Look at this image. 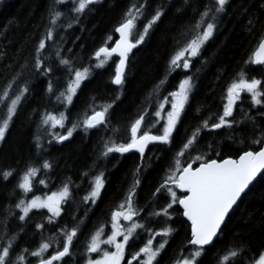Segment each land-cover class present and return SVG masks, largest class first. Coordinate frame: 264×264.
I'll return each mask as SVG.
<instances>
[{
  "label": "snow or ice",
  "instance_id": "1",
  "mask_svg": "<svg viewBox=\"0 0 264 264\" xmlns=\"http://www.w3.org/2000/svg\"><path fill=\"white\" fill-rule=\"evenodd\" d=\"M151 2L130 3L99 46L76 53L65 47V33L73 25L83 31L82 21L104 7L106 0H53L45 28L35 37L30 66L25 60L0 85V152L6 148L16 152L14 164L0 167V187L12 184L0 202V264H161L167 246L181 232L183 241L170 264H205L204 258L228 227L231 214L258 184L264 185V35L226 81L219 110L202 118L173 150L196 88L193 61L207 63L201 59L204 50L225 27L227 17L249 34L257 24L264 31V0H236L232 11L233 0H200L198 6L182 0L186 8L177 7L176 12L190 10L192 18L173 37L175 46L153 91L121 127L118 121L113 123V113L122 101L134 50L148 43L166 15L164 4L152 7ZM80 39L72 40L73 45ZM7 55L0 51V61ZM110 64L114 69L109 79L89 97L83 113L70 120L68 112L79 92L97 70ZM177 70L183 77L174 90L167 91L168 78ZM37 86L46 103L26 110ZM245 100L248 107H241L238 120L234 110ZM18 120L35 126L27 154L21 141H11ZM220 129L250 132L242 135L239 143L244 147L234 156L221 155L215 141L198 151L203 136ZM77 131L85 138L93 132L99 135L91 165L80 172L79 182L65 177L50 194H33L37 184L49 187L52 172L60 166L52 156L53 147L63 146ZM150 146L158 149L152 155ZM159 149L171 156L160 166L155 181L148 182L153 156L156 164L164 159ZM132 151L139 162L127 187L105 216L89 227L91 214L107 191V164L117 154L122 157ZM81 188L84 194L77 201L75 194ZM29 226L32 237L39 235V240L23 244ZM250 226L264 235V213L259 214L258 224ZM250 250L247 241L229 245L223 254H213L211 264H264V245L258 258L248 257Z\"/></svg>",
  "mask_w": 264,
  "mask_h": 264
},
{
  "label": "trees",
  "instance_id": "2",
  "mask_svg": "<svg viewBox=\"0 0 264 264\" xmlns=\"http://www.w3.org/2000/svg\"><path fill=\"white\" fill-rule=\"evenodd\" d=\"M135 0H106L105 6L99 8L95 13L89 14L83 21V31L80 25H73L65 33L66 48H73L76 53L91 51L99 46L102 39L111 31L113 26L120 19L125 8ZM207 2V0H205ZM53 0H0V51L7 52V58L0 61V85L16 70L19 64H23L25 60L31 62L32 48L35 43V37L42 34L48 14V8ZM194 6H198L200 0H191ZM164 4L166 6V15L162 22L156 27L154 33L150 37L148 43L141 47L132 58L133 63L129 73L127 86L124 89L122 101L115 108L113 113L114 121L120 123L123 127L131 116L135 115L138 105H141L145 97L153 91V85L164 74L166 57L174 48L173 37L177 34L181 26L191 20V12H176L177 7L186 8L182 0H152L151 6ZM236 6V0H233L229 11ZM7 25V30L4 26ZM264 35L259 24L255 25L252 33L249 34L246 28L241 24L235 23L231 17L226 18V25L216 35L204 50L203 58L207 59V63L201 65L199 60L193 61L192 73L197 74L196 88L191 102L187 107L186 113L183 115L179 131L176 136L173 150L179 145L181 140L191 133L198 122L211 113H215L220 108L222 90L227 80L237 71L239 66L246 60L254 50L257 44V38ZM79 36L81 39L73 45L72 40ZM80 44H84L85 48L81 49ZM51 51V49H50ZM7 61L12 63L3 66ZM85 62H87L85 58ZM114 65L106 66L105 69L97 70L95 78L86 83L75 98L73 105L68 112L69 118L75 119L81 115L89 101V97L97 94L100 88L110 76ZM197 69L199 72L197 73ZM183 77V73L177 70L168 78L166 85L167 91L174 90L178 85L179 79ZM111 91V89H109ZM166 94V93H165ZM106 98V97H105ZM155 101V95L152 97ZM46 103L40 86L36 88V94L30 98L26 105V110L44 105ZM239 105V103H238ZM51 107V105H49ZM241 107L245 110L248 107V101L245 100L243 105L238 106L234 110V115L239 120L242 113ZM199 109V111H197ZM34 125L28 120H18L13 127L11 141H21L24 145V152L27 154L28 141L31 138ZM250 129L239 132L235 129H220L212 134H205L200 142L198 151L206 150L209 142L215 141L217 150L223 156L235 155L238 148L244 147L239 140L242 135L249 134ZM235 137L230 139L229 137ZM99 135L93 132L90 137L85 138L80 131L74 133L73 138L66 142L63 146H54L52 156L59 161L58 167L52 172L53 182L46 189L43 186L36 185L33 194L44 195L50 191L56 190L60 182L65 177H72L73 180L79 182V174L92 163L93 145L96 144ZM152 155L158 149L150 146ZM164 159L155 163L153 156L154 169H150L147 173L148 182H154L159 174L160 166L167 163L171 153L164 149ZM213 155V153H208ZM16 161V152L14 148H6L0 152V167L14 164ZM139 162L138 154L129 152L124 156L112 159L107 164L108 168V185L103 201L91 214L92 222L100 220L108 212L109 206L117 203L121 197L122 191L127 187V181L135 165ZM115 165V167H113ZM12 186L11 183L7 188L0 187V202H3L5 193ZM86 187V185L84 186ZM264 193V185H257L239 207L231 214V220L219 239L216 240L214 246L209 250L204 258L205 264H211L213 254H223L224 250L232 244H241L247 241L251 245V250L247 253L250 258H258L259 249L264 245V235L259 233L258 228L251 227L252 224H258L259 214L264 213V200L261 194ZM84 194V188L75 194V198L79 201V197ZM255 217V219H252ZM249 225V226H246ZM184 233L181 232L167 246V252L161 261V264H170L171 259L179 249L183 241ZM81 237V241H83ZM39 240V235L32 237L31 226H29V235L22 239L23 244H33Z\"/></svg>",
  "mask_w": 264,
  "mask_h": 264
},
{
  "label": "rangeland",
  "instance_id": "3",
  "mask_svg": "<svg viewBox=\"0 0 264 264\" xmlns=\"http://www.w3.org/2000/svg\"><path fill=\"white\" fill-rule=\"evenodd\" d=\"M166 107H167V105H166ZM31 195V194H30ZM36 195H40V194H36Z\"/></svg>",
  "mask_w": 264,
  "mask_h": 264
},
{
  "label": "flooded vegetation",
  "instance_id": "4",
  "mask_svg": "<svg viewBox=\"0 0 264 264\" xmlns=\"http://www.w3.org/2000/svg\"><path fill=\"white\" fill-rule=\"evenodd\" d=\"M242 95H245L246 96V94H242ZM239 103V102H238Z\"/></svg>",
  "mask_w": 264,
  "mask_h": 264
},
{
  "label": "water",
  "instance_id": "5",
  "mask_svg": "<svg viewBox=\"0 0 264 264\" xmlns=\"http://www.w3.org/2000/svg\"><path fill=\"white\" fill-rule=\"evenodd\" d=\"M132 152H134V151H132Z\"/></svg>",
  "mask_w": 264,
  "mask_h": 264
}]
</instances>
